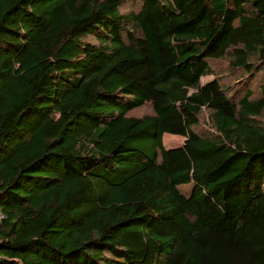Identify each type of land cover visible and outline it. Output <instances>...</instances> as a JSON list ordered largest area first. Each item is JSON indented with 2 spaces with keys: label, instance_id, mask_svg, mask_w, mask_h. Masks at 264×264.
Segmentation results:
<instances>
[{
  "label": "trees",
  "instance_id": "1",
  "mask_svg": "<svg viewBox=\"0 0 264 264\" xmlns=\"http://www.w3.org/2000/svg\"><path fill=\"white\" fill-rule=\"evenodd\" d=\"M263 114L264 0H0V264H264Z\"/></svg>",
  "mask_w": 264,
  "mask_h": 264
},
{
  "label": "rangeland",
  "instance_id": "2",
  "mask_svg": "<svg viewBox=\"0 0 264 264\" xmlns=\"http://www.w3.org/2000/svg\"><path fill=\"white\" fill-rule=\"evenodd\" d=\"M121 10L123 13H128V12L134 11L135 9L125 5L121 8ZM87 40L91 41L93 43L97 42V40L92 36L88 37ZM230 61H231V56L229 54L224 59H221L219 61L218 60L217 61H210V64H211L213 71H214V74H211V75L204 77L202 79V82L206 83V82L212 80L216 76L220 77L219 79L221 80L222 83L235 86L236 87L235 92L237 93V95H240L243 93L244 87L241 88V85H236V84H238V82H240V80H238V79L240 77H242L241 72H239L238 70H234L231 67ZM252 87L255 88L256 96H258L259 93H258L257 86L252 84ZM150 114H153V109H152L151 104L148 103L145 107L138 110L134 115L135 116H143V115H150ZM262 121H263V125H264V114L262 117ZM195 130L200 132V133H211V132L215 131L213 124H212V121H211V118H210V111L208 109L204 108L202 110V113L200 115V124L198 127L195 128ZM164 141H165V145L167 147L178 146L184 142V137L179 136V135L175 136V135H171V134H166L164 136ZM180 188L182 189V191L189 193L190 189H191V185L190 184H183L180 186Z\"/></svg>",
  "mask_w": 264,
  "mask_h": 264
},
{
  "label": "crops",
  "instance_id": "3",
  "mask_svg": "<svg viewBox=\"0 0 264 264\" xmlns=\"http://www.w3.org/2000/svg\"><path fill=\"white\" fill-rule=\"evenodd\" d=\"M165 135H166V134H165ZM165 135H164V136H165ZM175 136H176V135H175ZM164 143H165V141H164Z\"/></svg>",
  "mask_w": 264,
  "mask_h": 264
}]
</instances>
